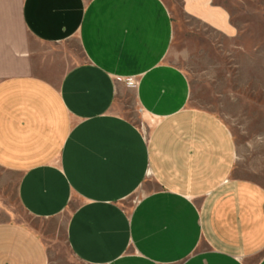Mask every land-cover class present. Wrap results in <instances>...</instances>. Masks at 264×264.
I'll return each mask as SVG.
<instances>
[{"label": "crops", "instance_id": "0c3cea01", "mask_svg": "<svg viewBox=\"0 0 264 264\" xmlns=\"http://www.w3.org/2000/svg\"><path fill=\"white\" fill-rule=\"evenodd\" d=\"M183 2L229 35L221 4ZM167 7L0 0V212L11 189L39 222L0 217V264H264V187L188 103Z\"/></svg>", "mask_w": 264, "mask_h": 264}, {"label": "rangeland", "instance_id": "374dc122", "mask_svg": "<svg viewBox=\"0 0 264 264\" xmlns=\"http://www.w3.org/2000/svg\"><path fill=\"white\" fill-rule=\"evenodd\" d=\"M164 1L174 21L168 55L187 79L188 103L223 119L234 142L232 174L264 187V0H212L227 11L233 26L229 35L188 13L183 0ZM127 108L136 112L129 97ZM138 118L145 132L151 118ZM1 176L14 177L0 170ZM15 199L8 190L10 214L0 212V217L38 227V220L24 213Z\"/></svg>", "mask_w": 264, "mask_h": 264}]
</instances>
